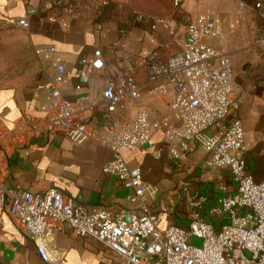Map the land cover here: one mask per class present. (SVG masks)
Returning <instances> with one entry per match:
<instances>
[{"label": "crops", "instance_id": "1", "mask_svg": "<svg viewBox=\"0 0 264 264\" xmlns=\"http://www.w3.org/2000/svg\"><path fill=\"white\" fill-rule=\"evenodd\" d=\"M257 1L182 0L173 9L171 0H0V131L16 134L10 145H0V185L31 192L54 186L78 203L114 214L136 209L127 201L133 192L102 171L112 153L96 138L111 126L134 119L144 107L151 120L160 122V129L151 145L123 150L121 155L129 166L140 169L144 182L157 188L154 200L146 203L153 211L164 212L158 227L187 228L197 212L192 203L201 197L204 203L198 213L217 229L207 209L218 198L233 194L236 185L227 171L207 165L209 155L200 148L192 147L179 160L170 157L163 132L179 126L180 118L169 109L171 93L153 94L144 61L155 50L163 57L177 53L185 26L195 13L211 8L219 14L221 36L201 41L230 60L232 97L238 102L234 115L244 132L243 157L253 181L264 182V49L260 45L264 28L254 8ZM28 10L34 12L28 14ZM155 17L167 23L155 25ZM7 19H26L28 27L5 28L2 24ZM95 49L101 50L112 76L128 73L134 77L140 99L105 120L100 106L90 119L94 138L82 144L61 134L28 132L32 122L47 116L59 103L49 89L58 65L64 67L62 99L75 102L100 92L106 75L91 68ZM153 147L160 149L159 157L152 155ZM47 246L60 257V264H121L117 255L98 242L77 239L58 223L51 226ZM0 264H44L6 214L0 216Z\"/></svg>", "mask_w": 264, "mask_h": 264}, {"label": "built area", "instance_id": "2", "mask_svg": "<svg viewBox=\"0 0 264 264\" xmlns=\"http://www.w3.org/2000/svg\"><path fill=\"white\" fill-rule=\"evenodd\" d=\"M181 2L171 0L173 9H178ZM254 8L264 28V0L255 2ZM33 12L28 10V14ZM154 23L164 26L167 22L154 18ZM2 26L27 28L28 22L7 19ZM185 33L191 43L182 42L180 50L168 57L158 50L151 52L144 61L145 73L155 96L172 94L169 109L180 118L179 126H169L163 132L170 157L179 160L192 147L200 148L209 155L207 165L227 171L236 185L233 194L218 198L207 209L218 228L199 215L198 209L204 203L201 197L192 203L197 212L187 228L158 227L164 212L153 211L146 203L154 200L157 188L144 182L140 169L129 166L121 155L123 150L151 145L152 136L160 129V122L151 120L148 111L140 107L134 119L115 124L96 138L112 153L102 171L115 176L122 187L133 192L127 201L136 209L114 214L100 206L78 203L54 186L31 192L0 185V216L6 214L19 227L44 264L61 262L47 246L53 223L77 239L98 242L117 255L121 264H264V182L253 181L243 157L244 132L240 119L234 115L238 102L232 97V66L226 54L201 41L203 37L221 36L219 14L211 8L195 13L185 26ZM260 45L264 49V38ZM92 56L91 68L106 75L100 92L83 95L75 102L62 99L64 67L58 65L49 89L59 103L47 116L32 122L28 132L61 134L74 144H82L94 138L90 119L100 106L104 108L105 120L140 99L139 86L132 75L112 76L100 49H95ZM15 138L12 131H0L1 146L10 145ZM152 155L159 157L160 149L153 147ZM194 239L201 241L200 246L192 243Z\"/></svg>", "mask_w": 264, "mask_h": 264}, {"label": "rangeland", "instance_id": "3", "mask_svg": "<svg viewBox=\"0 0 264 264\" xmlns=\"http://www.w3.org/2000/svg\"><path fill=\"white\" fill-rule=\"evenodd\" d=\"M155 18H158V19H164V18H162V17H155ZM165 20V19H164ZM181 45L182 44H180V48H181ZM192 243L194 244V245H197V246H200V244H201V241L200 240H198V239H194V240H192Z\"/></svg>", "mask_w": 264, "mask_h": 264}, {"label": "water", "instance_id": "4", "mask_svg": "<svg viewBox=\"0 0 264 264\" xmlns=\"http://www.w3.org/2000/svg\"><path fill=\"white\" fill-rule=\"evenodd\" d=\"M184 42L186 44H190L191 43V40L189 39V37L187 35H184Z\"/></svg>", "mask_w": 264, "mask_h": 264}]
</instances>
